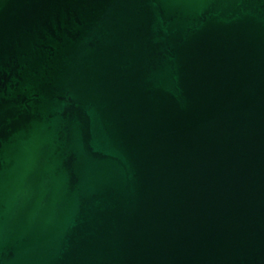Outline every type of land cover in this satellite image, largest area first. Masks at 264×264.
I'll return each instance as SVG.
<instances>
[{
	"label": "water",
	"instance_id": "obj_1",
	"mask_svg": "<svg viewBox=\"0 0 264 264\" xmlns=\"http://www.w3.org/2000/svg\"><path fill=\"white\" fill-rule=\"evenodd\" d=\"M0 264H264V0H0Z\"/></svg>",
	"mask_w": 264,
	"mask_h": 264
}]
</instances>
